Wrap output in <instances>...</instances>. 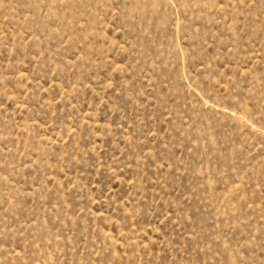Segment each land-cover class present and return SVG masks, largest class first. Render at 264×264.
Wrapping results in <instances>:
<instances>
[{
    "label": "rangeland",
    "instance_id": "374dc122",
    "mask_svg": "<svg viewBox=\"0 0 264 264\" xmlns=\"http://www.w3.org/2000/svg\"><path fill=\"white\" fill-rule=\"evenodd\" d=\"M0 264H264V0H0Z\"/></svg>",
    "mask_w": 264,
    "mask_h": 264
}]
</instances>
